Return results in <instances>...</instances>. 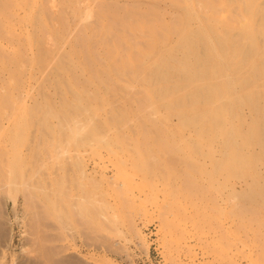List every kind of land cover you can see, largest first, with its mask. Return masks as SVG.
I'll use <instances>...</instances> for the list:
<instances>
[{
  "label": "bare ground",
  "instance_id": "1",
  "mask_svg": "<svg viewBox=\"0 0 264 264\" xmlns=\"http://www.w3.org/2000/svg\"><path fill=\"white\" fill-rule=\"evenodd\" d=\"M94 1L74 0L76 7L71 8L72 14L81 10L90 17L94 11L99 19L101 17L99 26L97 21L94 27H83L80 31L79 44L84 47L87 65L77 68L76 65L67 67L64 63L65 57L73 62V54L62 52V46L57 42L48 43L49 37L58 35L50 22L55 0H0V69L11 68L6 88L0 86V166L8 154V140L15 134V124L5 132L10 119L19 117L18 113L24 109L40 112L55 109L58 104L67 111L72 107L75 108L72 123L64 130L65 124L58 122L64 136L58 129V136L63 137H54V140L56 138L55 142L60 143L57 139H62L64 143L63 138L72 137L78 148L77 156L82 157L48 167L37 178L31 192L24 195L25 202H32L38 190L42 194L47 185L50 189L52 183L63 179L71 170L69 173L78 180L77 191L81 190L82 181L90 177L93 181H89L98 188L112 180L117 183L114 185L116 191L109 184L108 188L119 196L117 201L124 204L126 200L125 206H128L137 200L132 202L133 195H126V182L133 183L134 177L143 181L146 172L133 169L134 158L127 154L129 147L125 145L160 143L173 138L181 144L182 172L204 173L213 181L218 171V182L222 183L218 200L211 198L208 202L218 216L209 236L217 238H212L213 251L200 253L201 260L208 257L209 264H264V232L259 224L262 212L241 204L235 184L238 183L243 194H255L254 191L261 189L259 186H264V174L258 166V161L264 159V108L250 105L247 116L242 110L244 102H256L259 90H264V0H183L182 9L191 15L187 23L173 14L175 18L166 25V30L159 23L143 19L138 25L125 24L121 31L113 30L110 25L104 26L106 14H120L131 9L111 3L112 0H97L93 8ZM171 2L178 5V0ZM134 29L149 32V49L162 46L148 62H140L138 72L131 56L112 58L118 55L117 40L123 39L129 49H134L127 36ZM101 33L112 38L111 44L104 39L95 42L94 46L85 42L91 35L97 37ZM173 33L176 38L169 45H162L165 35L168 39ZM230 33H234L235 41ZM96 46L104 51L105 58L95 54L93 48ZM230 51L231 58L228 59ZM25 53L28 62H24ZM95 81L104 89L103 95L90 87ZM46 84L53 88L57 103L45 91ZM85 93H91L88 97L94 100V105L83 103L81 96ZM109 94L118 98L108 101L104 95ZM170 114L175 118L173 125L169 124ZM171 127L173 134L168 131ZM63 131L68 136L65 137ZM42 138L46 140L45 136ZM201 146L206 148L207 154L203 152L202 157H196ZM88 152L91 154L86 155ZM84 156L91 161L111 160L113 179L107 181L106 174L95 172V167L89 172ZM41 185L45 189L40 188ZM48 193L51 194V190ZM262 193L260 191V195ZM75 199L77 211L88 202L77 196ZM92 201L88 204L95 208L99 206ZM141 206H144V199ZM181 222L180 219L179 228ZM254 224L256 226L252 228ZM128 229L144 240L133 222L129 223ZM172 242L177 259L175 264L181 263V256L187 264L192 263L195 245L184 238L182 230L174 234ZM89 261L98 264V260L89 258ZM100 264L113 263L105 259Z\"/></svg>",
  "mask_w": 264,
  "mask_h": 264
},
{
  "label": "rangeland",
  "instance_id": "2",
  "mask_svg": "<svg viewBox=\"0 0 264 264\" xmlns=\"http://www.w3.org/2000/svg\"><path fill=\"white\" fill-rule=\"evenodd\" d=\"M55 1L50 22L54 25L58 35H51L52 37L48 38V43L52 45L57 42L62 46V52L67 55L73 54L74 61H71L72 63L65 57L64 63L67 67L76 65L77 68H84L87 65V56L84 47L79 44L80 31L83 27H94L97 21L99 26L101 17L99 19L94 11L90 17L82 14L81 10L72 14L71 8L76 7L74 0ZM111 3L131 9L126 11L127 13L106 14L103 24L104 26H113V30L121 31L125 24L132 26L133 24H141L140 21L143 19L152 23H159L166 30V25L171 24L175 17L180 18V20L183 19L185 23L191 18V15H188L189 11L182 9L183 0H178V5L173 4L171 0H112ZM96 4L97 0L94 1L93 8ZM131 31L128 35L127 33L124 34L129 36L132 43L130 47L134 49H129L126 46L129 44L124 43L123 39L122 41L115 39L118 55L112 58L119 59L131 56V59L134 60V69L138 72L140 62H148L162 46L159 44L157 47L149 49V32L135 29ZM96 36L91 35L85 42L94 46L95 42L99 40L104 39L108 42L112 40L103 33ZM175 36V33L170 34L167 39L165 35L166 40H161L162 45H169L176 38ZM106 37L107 39H105ZM230 37L233 41L236 40L234 33L233 35L230 33ZM176 47L174 48L178 50ZM93 49L95 54L98 53L99 57L105 58L104 51L100 47L96 46ZM231 52L227 55L228 59L231 58ZM25 54L24 62H28L27 53ZM10 71L11 68L0 69V86L2 89L7 86L6 82L9 79ZM262 81L263 79H261ZM98 83L95 81V85L90 87L96 88L99 94L103 95L105 91ZM45 91L53 96L52 98L57 103V96L54 95L53 88L49 87V84H46ZM259 91L256 102L252 104L243 103L242 110L245 116H247V107L250 105L264 108V90L261 88ZM88 96H92L91 93H85L81 96L83 103L92 102L93 104L94 100ZM104 97L108 101H114L115 98H118L114 94L104 95ZM74 112L75 108L71 107L66 111L59 108L58 104L55 109L40 112L24 109L18 113L19 117H14L7 123L8 129L5 132L10 131L15 124V134L8 140V154L0 166V264H91L89 258L98 260V264L105 259L112 261L113 264H175L177 259L172 241L174 234L180 230H182L184 238L191 242V245H195L193 253L195 257L190 264H209L210 258L204 257L201 260L200 253L202 251L208 252V250L213 251L214 245L211 242L214 240L212 238L217 237L209 236V234L212 233L218 216L209 207L208 202L211 198L218 200V196L222 192V183L218 182V171L214 175L213 181L208 180L209 176L204 173L187 174L182 172L179 153L181 144L173 138H168L160 143L140 142L127 144L129 146L125 145L126 148L129 147L127 154L134 158L133 169L137 171L141 169V171L146 172L145 180L138 181L134 177L133 183L126 182L125 187H128L125 192L126 195L131 193L134 198V201H131L137 200L132 204L133 207L128 203L129 201L127 203L130 207L129 205L125 206L126 200L123 202L124 204L120 203L117 201L119 196L113 194L116 191L114 187L117 183H113L111 180L113 179L111 178L113 175V168L110 167L111 160L96 161V159H92L95 163L97 162L95 164L88 156L83 158L84 163L86 161L90 163L89 166L87 162L85 163L87 170L90 172L95 167V172L105 173L107 181L109 179L112 181H109L111 183L108 182V184L110 187L113 186L114 191L109 189L108 184L104 182L100 185L101 188L94 186L93 182L89 181L90 179L93 181V178L90 177L89 180L82 181L81 190L78 193L79 191L75 189L78 180L72 173H69L71 172L69 170L68 176L66 175L63 179H58L56 183H52L53 186L51 185L50 189L47 185L46 190L49 189L48 191H44L45 188L41 185L40 188H43L42 190L46 194L44 192L41 194L38 190V193L36 192L33 196L32 202H25L24 195L27 196V192H31L33 185H36L34 183L37 178L42 172H46L48 167L72 162L74 159L82 157L77 156L78 148H75L76 144L74 145L73 142L75 140L72 137L69 138L66 131L63 132L65 137L68 136V139L66 137L63 140L69 141H64V143H69L72 140L69 144L65 143L66 147L62 143V139V142L57 139V142L62 144L56 143V138L54 140V137L60 139L64 136L61 132L63 129L59 128L61 126L58 122L60 125L65 124L63 128H67L66 125L72 123L71 118L72 115L74 117ZM169 117V124L173 125L175 118L172 114ZM58 129L63 136H58L60 134ZM55 131H58V134L53 136ZM168 131L173 134L172 127ZM43 136L46 140H43ZM154 137L152 134V139ZM61 145L64 147L62 148ZM199 149L196 152V157H202L200 154L204 155L203 152L207 154V150L203 146ZM90 154L88 152L86 155ZM103 156L106 158L105 155ZM258 166L264 174V159L258 161ZM118 182L122 183L121 180ZM235 184L236 193L241 198V204L245 207H255L254 209H259L262 212L259 216V224L262 232H264V193L260 195V191L264 192V186H259L261 189L254 191L255 194H243L238 183L235 182ZM50 190L51 194L48 193ZM75 193L85 202L90 203L93 200L92 202L99 206L96 205L95 208L90 205L92 203L88 204L87 202L85 208L81 207L82 210L77 211L75 209V200H77ZM12 199L16 200L13 201L16 204L12 203ZM143 199L145 208L141 206ZM180 219L182 222L179 223V228L178 221ZM130 222H133L135 228L140 230L139 232L144 237L143 241L128 229ZM255 226L256 224L252 228ZM180 262V264H187L184 256L180 257ZM212 263L218 264L217 262Z\"/></svg>",
  "mask_w": 264,
  "mask_h": 264
}]
</instances>
